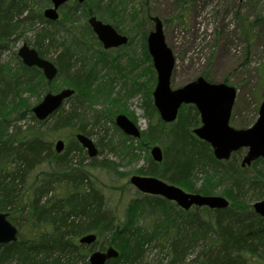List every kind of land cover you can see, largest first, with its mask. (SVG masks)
I'll return each mask as SVG.
<instances>
[{"label": "rangeland", "instance_id": "rangeland-1", "mask_svg": "<svg viewBox=\"0 0 264 264\" xmlns=\"http://www.w3.org/2000/svg\"><path fill=\"white\" fill-rule=\"evenodd\" d=\"M94 1L85 0L79 6L69 2L61 6L58 9L59 20L49 24L42 16L43 9L50 6L49 0H0V17H12L15 20L25 13L31 15L26 24L5 31L0 39V66L4 76V79H0V89L4 90V85L10 83L4 103L18 102L19 105L28 107L27 111L26 107L20 106L7 117L11 118L9 130L22 126V129L36 128L34 131L38 133L39 130L40 134L48 133L47 129L53 125V118L49 117L44 124L39 125L31 107L46 92H57L70 87L66 77L83 67L93 82V90L87 95L88 99L79 96L80 99L84 98L81 102L78 97L73 96L65 101L62 108L67 112L72 107H78L76 110L81 115L85 134L98 148L97 155L90 158L85 148H78L74 135L80 131L76 127H65L50 133L49 141L44 143L45 147L53 151L54 142L58 138L64 140V150L58 155L69 148L66 168H70L72 176L82 185L100 194L103 208L113 219L112 225L101 235H97L95 243L82 246L79 255L81 264L88 261L93 249L104 248L116 240L114 225L122 226L127 221V214L132 206L137 203L142 212L136 226L140 231L155 232L144 245V253L136 263L195 264V260L201 258L208 247L214 249L216 239L213 231L209 230L204 238L200 237L192 243L186 242L188 248L184 257L175 259L171 245L173 231L169 229L167 233L161 234V228L164 224L162 218L168 213L177 214L178 207L174 203L160 207L151 195L139 192L129 182L130 175L141 174L140 169L147 171L146 168H149L150 147L153 145L161 148L164 159L167 149L171 166L177 164L180 147L171 143V139L178 134L180 120L190 121L188 129L183 132L187 141H190L191 136L197 138L192 129L201 124L199 112L193 104L182 105L173 122L165 123L160 119L151 95L156 74L150 57L144 54L142 34L152 28L149 17H159L166 42L175 57L171 87H180L203 73L214 82L225 80L236 88L229 124L235 128H248L258 117L264 90V0H103L97 9L91 11ZM18 7L24 9L22 15L16 11ZM89 14L116 27L128 37L127 43L115 48H103L86 22ZM47 30L54 32L52 45H38L37 33L48 32ZM24 42L51 60L58 71L57 52L69 46L72 56L69 60L70 68L59 71L52 81L45 80L37 68L24 69L17 56V50ZM17 74L21 75L19 81L15 80ZM27 81L30 84L37 83L34 90L27 89ZM118 113L125 114L135 122L140 128V137L123 134L115 124ZM194 143L198 145V142ZM245 152L246 148H241L233 153V156L238 153L237 157H230L226 161L240 165ZM200 168L195 170L191 179L195 189L200 188L207 175L211 174ZM156 169L159 170L160 167ZM53 170H56L55 165L49 160L34 166L21 185L23 192L31 194L41 181L56 179ZM242 174L245 179L243 196L246 200H250L258 191L264 195V157L244 167ZM214 178L211 182L212 194L225 196L223 193L229 183ZM66 182L73 183L69 177L59 184L52 183L46 194L47 198L58 200L61 196L59 193L64 195L68 190ZM26 199L24 197L22 200L23 204ZM23 204L14 207L12 211L6 210L19 229L18 239L29 237L25 231L27 207H23ZM189 211L194 212L195 208L192 207ZM197 214L202 219H210L207 213ZM181 216V232L193 229L194 225L186 221L188 217ZM129 231L135 232V220ZM78 238L79 236L72 241L79 245ZM117 249L120 253V249ZM252 261V264H264V246L252 257Z\"/></svg>", "mask_w": 264, "mask_h": 264}, {"label": "trees", "instance_id": "trees-1", "mask_svg": "<svg viewBox=\"0 0 264 264\" xmlns=\"http://www.w3.org/2000/svg\"><path fill=\"white\" fill-rule=\"evenodd\" d=\"M102 2L103 0H95L92 3L91 11L97 9ZM75 5L79 6L80 4L76 3ZM16 11L22 15L24 9L18 7ZM30 18L31 15L27 13L15 20L12 17L9 19L0 17V39L5 31H11L16 26L26 24ZM51 22L48 21L49 24ZM47 31L37 33L38 45H52L54 32ZM144 38L145 32L142 34L143 48L145 56L149 57ZM70 50L71 48L68 46L57 52L59 71L70 68L69 60L72 57ZM22 67L36 70L34 67H27L23 64ZM201 75L207 80L210 79L205 73ZM20 77L21 75L17 74L15 80L19 81ZM0 79H4L1 66ZM66 79L68 86L73 87L75 94H78V96L73 95L78 97V101L84 99H80L79 96L88 99L87 95L90 90H93V82L87 70L79 67ZM26 86L28 90L32 91L37 83L30 84L27 81ZM4 87V90L0 89V210L9 209L12 211L14 207L22 206V200L27 197L23 207H27L25 231L29 237L0 244V264H81L79 255H81L83 244L78 245L72 239L86 232H95L97 235H101L112 225L113 219L103 208L100 194L94 189H88L86 185H82L72 176L70 168H66L69 148L63 154L58 155L54 150L53 152L51 148L44 145L46 141H49L50 133L53 134L65 127H76L77 131L86 133L84 125L81 124V115L76 110L78 107H72L66 112L61 106L52 113L49 117L53 118V125L47 129L48 133L46 134H40L39 130L38 133L35 132L36 128L22 129V126L12 127L9 130L10 126L8 125L11 118L7 117L13 111H17L20 106L26 107L27 111L28 107L19 105L18 102L5 104L4 99L6 92L10 89V83L5 84ZM45 120L39 121V125L44 124ZM189 122L187 119L180 120L178 134L171 139V143L178 144L180 147L177 164L171 166L168 150L165 149V159L163 158L161 162L149 159V168H146L147 171H142L144 168L140 169V173L159 176L168 183L201 194L213 193L211 182L215 177L214 179H218V181L229 183V187L223 194L227 196L230 203L223 209H210L206 206L194 207V212L189 211L191 208L185 211L178 207L176 208L177 214L168 213L162 218L164 224H162L161 234L167 233L169 229L173 231L171 244L173 257L181 259L188 248L186 242L189 244L200 237L204 238L206 232L211 230L216 239L215 245H213L215 247L213 250L208 247L203 256L195 260V264H252V257L264 246V219L253 211L250 202L264 198V195L258 191L250 200H246L243 196L245 190L243 168L229 161L217 160L213 156L209 144L203 140L191 136L190 141H187L183 132L188 129ZM194 142H198V145ZM78 144L77 142L76 145L81 150L82 147ZM237 154L234 156L232 154L231 157L235 158ZM44 160L54 163L56 170H53V174L57 178L41 181L31 194L23 192L21 185L27 175L34 166ZM91 162L93 163L94 160ZM94 165L91 164V166ZM158 166L159 170L156 169ZM198 167L204 169L205 173L211 174L207 175L200 188L195 189L191 179ZM206 167L210 168L206 169ZM67 177L73 183H65L68 188L66 193L64 195L59 193L61 196L58 200L47 198L46 194L50 185L52 183L59 184V182L67 180ZM208 177L210 179H207ZM151 197L160 207H167L173 203L159 196ZM137 204L132 206L131 211L127 214V221L122 226L114 225L116 240H113L111 245L119 248L120 253L118 257L111 259L106 264H134V261L137 264L136 261L144 253V245L154 236L155 230L152 232L140 231L136 226V221L142 212ZM198 212L207 213L208 216L210 215V219H202L197 214ZM181 215L188 217L186 221L194 225L193 229L181 232V225H183L181 220L183 216ZM9 219L12 220L13 217L11 216ZM134 220L135 232L131 233L129 228ZM122 261L123 263H119ZM85 264H88V261Z\"/></svg>", "mask_w": 264, "mask_h": 264}, {"label": "water", "instance_id": "water-1", "mask_svg": "<svg viewBox=\"0 0 264 264\" xmlns=\"http://www.w3.org/2000/svg\"><path fill=\"white\" fill-rule=\"evenodd\" d=\"M51 6L44 8L43 16L49 20L59 18V7L69 0H50ZM83 2V0H76ZM152 28L145 37L147 52L151 57L156 73V83L152 91L153 104L162 121L169 123L176 119L178 109L182 104H193L199 112L201 124L193 128V133L201 140L209 143L213 156L217 160H228L233 152L246 148L241 158V167L249 166L258 158L264 157V90L258 109V117L248 128H235L229 124L232 107L236 97V88L225 82H210L203 76H197L184 85L171 88L170 77L174 68L175 57L168 46L163 32L162 21L157 16H151ZM87 23L96 34L104 48H112L127 42L126 35L118 32L111 24L104 23L95 15L87 18ZM22 63L41 69L44 77L51 81L57 75V66L50 60L39 55L37 50L27 43H23L17 51ZM74 93L71 87H64L58 92H46L42 99L32 106L31 111L38 120H44L58 109L63 102ZM116 125L124 134L132 137L140 136L139 127L125 114L115 116ZM76 140L87 150L90 157L98 153L92 139L84 133L75 134ZM64 148V141L57 139L54 143L56 152ZM150 155L156 162L162 160L161 148L153 145ZM129 182L140 192L158 195L173 201L183 210L191 206H207L222 209L229 205L227 198L221 195H208L187 192L181 187L167 183L155 176L133 174ZM253 211L264 218V199L252 203ZM18 229L8 218V213L0 210V244L16 241ZM97 235L93 232L81 234L79 243L92 244ZM119 251L108 246L104 250H93L88 256L89 264H105L107 260L116 258Z\"/></svg>", "mask_w": 264, "mask_h": 264}]
</instances>
